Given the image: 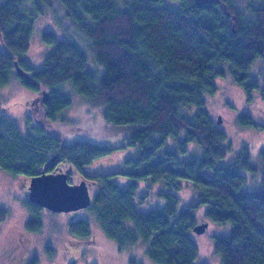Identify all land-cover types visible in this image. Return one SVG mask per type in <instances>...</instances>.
I'll use <instances>...</instances> for the list:
<instances>
[{
  "label": "trees",
  "instance_id": "16d2710c",
  "mask_svg": "<svg viewBox=\"0 0 264 264\" xmlns=\"http://www.w3.org/2000/svg\"><path fill=\"white\" fill-rule=\"evenodd\" d=\"M49 13L56 30L42 37L53 49L37 69L25 53L36 20ZM81 36L88 51L72 40ZM258 59L264 62V0H0V86L14 76L37 92L28 100L25 135L0 105V167L30 178L64 169L93 185L88 208L98 225L72 221L71 244L100 237L123 250L142 243L155 264H197L194 228L214 222L225 233L214 236L222 263L264 264V175L260 188L245 190L243 171L256 170L248 147L224 163L228 136L205 97L229 70L252 99L259 81L250 69ZM68 82L101 109L111 139L136 150L125 158L127 171L85 170L114 147L68 140L84 128V120L64 115L72 105ZM239 119L260 125L249 114ZM159 183L168 190L151 197ZM185 188L197 199L182 208L171 190ZM25 199L26 228L38 232L47 209ZM6 217L0 207V222Z\"/></svg>",
  "mask_w": 264,
  "mask_h": 264
},
{
  "label": "rangeland",
  "instance_id": "374dc122",
  "mask_svg": "<svg viewBox=\"0 0 264 264\" xmlns=\"http://www.w3.org/2000/svg\"><path fill=\"white\" fill-rule=\"evenodd\" d=\"M52 17L49 13L48 16H41L36 20L29 50L25 53V59L37 69L43 66L45 57L53 49L42 37L45 31L56 30L53 28L55 23ZM82 37L72 40H76L88 51V45L82 41ZM259 63L260 67H258ZM101 72L102 69L99 73ZM263 76L264 62L258 59L250 69V79L258 80L259 88L255 90L250 100L243 87L234 81L232 72L229 70L225 76L215 79L218 87L215 94L205 96L207 110L213 119L218 121L219 115L223 117V121L218 124L228 136L226 144L230 145L224 163L236 158L245 147L250 149L251 162L256 170L243 171L248 177V182L244 187L250 192L260 188L261 175H264V97L261 91L264 86ZM64 90L72 99V105L67 107L64 115L77 116V119L84 120V128L78 133H69L68 140L80 138L88 142L106 143L114 147L110 154L96 159L90 164V168L85 170L92 173L127 171L131 163L125 158L136 154V150L128 149L127 146L121 147L122 140L119 142L111 139V134L100 123V120H103L101 109L92 108L87 104L70 82L65 85ZM36 95L35 90L28 89L14 76L8 85L0 86V105L6 107L4 112L17 124L23 135L27 134V120L31 115L28 100ZM242 114L251 115L253 121L260 125H244L239 119ZM90 115L96 118L91 119ZM59 170L68 173L64 169ZM82 178V174L75 173L69 180L72 183H79ZM30 180V177L13 176L0 167V207L7 210L6 219L0 222V264H155L147 256L146 247L142 243L122 250L117 247L116 242L100 238V232L97 229H95V236L99 239L94 245L71 244L69 224L72 221L85 218L91 226L97 227L98 225L96 212L88 207L61 213L44 210L40 231L28 230L26 223L31 213L24 205V200H26ZM161 188L168 190L163 184H156L155 189H152L151 197L155 196L156 190ZM94 189L92 185L91 194ZM171 191L178 194L182 208L188 207L197 199V195L191 194L190 188L172 189ZM221 227L213 222L212 226L200 234L192 233L201 253L196 259L197 264H224L221 255L214 248V236L225 234L217 232ZM228 227L230 228L229 225ZM132 260H135V263Z\"/></svg>",
  "mask_w": 264,
  "mask_h": 264
},
{
  "label": "water",
  "instance_id": "95a60500",
  "mask_svg": "<svg viewBox=\"0 0 264 264\" xmlns=\"http://www.w3.org/2000/svg\"><path fill=\"white\" fill-rule=\"evenodd\" d=\"M222 121L223 117L219 115L218 123ZM69 179V174L62 170L48 173L42 170L31 178L27 197L36 205L57 213L91 206L92 194L86 179H81L79 183H72ZM207 226V223L200 224L194 230L200 234Z\"/></svg>",
  "mask_w": 264,
  "mask_h": 264
}]
</instances>
